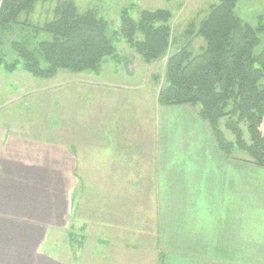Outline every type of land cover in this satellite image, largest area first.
<instances>
[{
    "label": "crops",
    "instance_id": "1",
    "mask_svg": "<svg viewBox=\"0 0 264 264\" xmlns=\"http://www.w3.org/2000/svg\"><path fill=\"white\" fill-rule=\"evenodd\" d=\"M89 75L79 92L97 95L84 97V112L55 116L51 145L17 128L0 136V264H264V168L226 160L198 109L157 104L160 85L151 114H129L127 101L150 99L153 76L141 86L103 77L104 68Z\"/></svg>",
    "mask_w": 264,
    "mask_h": 264
},
{
    "label": "trees",
    "instance_id": "2",
    "mask_svg": "<svg viewBox=\"0 0 264 264\" xmlns=\"http://www.w3.org/2000/svg\"><path fill=\"white\" fill-rule=\"evenodd\" d=\"M47 1L0 0V71L21 66L43 80L59 71L98 74L108 59L119 57L116 44L123 40L145 64L167 58L164 75L152 78L162 81L160 107L199 106L198 117L226 160L264 168V47L254 52L264 36V15L251 26L235 14L238 0H219L197 24L190 23L185 45L169 54L174 38L168 10L141 11L136 21L123 10L119 29L109 36L105 19L93 10L80 13L71 1L57 2L50 21L31 24L37 4ZM42 33L50 40H39ZM199 37L205 46L195 53L190 46ZM4 43L16 56L11 61Z\"/></svg>",
    "mask_w": 264,
    "mask_h": 264
},
{
    "label": "rangeland",
    "instance_id": "3",
    "mask_svg": "<svg viewBox=\"0 0 264 264\" xmlns=\"http://www.w3.org/2000/svg\"><path fill=\"white\" fill-rule=\"evenodd\" d=\"M59 1L73 2L80 13L87 10L95 11L99 17L107 21L109 36H112L113 31L119 29L123 10H127L128 15L135 21L138 20L141 11L168 10L173 14L171 26L174 45L169 50L172 53L176 51V48L184 46L187 42L188 38L184 33L188 29L191 30L189 28L190 23L194 22V24H197L206 15L209 7L219 2V0H48L47 2L37 4L35 11L28 17V21L33 25H42L46 21H50L53 17L52 11ZM235 14L246 24L255 26L257 17L264 15V0H238ZM39 40H50V35L42 33ZM8 45V43H4L2 51L7 53V61H11L16 56L13 53H8ZM204 46L205 42L201 37L195 38L190 46V50L199 53L201 51L200 48ZM263 47L264 36H261V44L255 48V54H258ZM116 48L119 57L108 59L104 63L102 67L104 68L103 77L121 83L124 81H133V83H141V86H144L145 83H149L152 76L154 79V76L162 77L164 75L165 65L163 60L151 65L145 64L134 51L127 47L123 40L116 44ZM130 64L135 68L134 73L128 72L131 69ZM105 65L107 66L105 67ZM92 78H94V75H89L88 72L74 74L59 71L52 79H37L23 71L21 66L12 74L0 71V136L5 132L7 133L9 129L17 128V132L21 129L25 139H30L31 141L36 140L38 143L43 142L40 145H51V141L56 140L52 131L55 116H60V119H62L67 117L68 114L82 113L85 111L82 109L86 105L84 97L89 96L94 98L97 95L94 88L92 89L91 87H87V92H89L87 95L79 92L80 89L84 88V84L80 85V83L90 81ZM152 83L154 84L152 81L148 87L146 86V90L144 91L145 94L150 96L149 100L144 99L146 95H142L140 98L127 101L130 104L129 114L136 117L137 114L144 116L145 113L147 115L154 111L152 104ZM156 84L157 86L161 85L162 81ZM58 85L60 86L56 88ZM89 89L92 90L89 91ZM157 91V87H155V92ZM109 93L111 95L113 94L111 92ZM113 97H115L114 94L108 97L110 103H112ZM111 106H113V109L108 114L110 120L120 111L116 104ZM97 107L98 105L93 103L90 106L91 112H94ZM189 108H193L194 110L199 109V106H189ZM161 112L158 111L157 107L156 115L158 116ZM138 121L140 125L144 122L143 118ZM108 125L106 124L107 127ZM135 125H138L136 120L133 121V128L137 127ZM149 125L148 128L151 130V117ZM142 129L140 128V130ZM262 131L264 132V126L262 127ZM228 138L233 140L231 135H228ZM148 139V147L150 149L152 146V138L150 137ZM60 140L62 143L67 139L62 137ZM142 141L143 137L141 136ZM235 154L240 158L247 157L246 154H240L238 151ZM46 155L47 153H45V157ZM144 203L141 202V210H139V221L141 225L144 224V216L153 209L152 201ZM227 204V200L215 202L213 210L215 206L220 211L226 210ZM204 208L205 211L211 210V200L204 202ZM158 209L157 202V211ZM51 240L52 237L49 238L48 242ZM44 249L60 259H67L68 257L67 250L62 248V246L57 248L47 243Z\"/></svg>",
    "mask_w": 264,
    "mask_h": 264
}]
</instances>
